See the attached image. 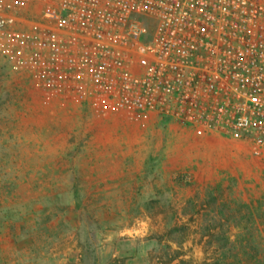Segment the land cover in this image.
<instances>
[{
  "label": "rangeland",
  "instance_id": "obj_1",
  "mask_svg": "<svg viewBox=\"0 0 264 264\" xmlns=\"http://www.w3.org/2000/svg\"><path fill=\"white\" fill-rule=\"evenodd\" d=\"M7 34L0 264H200L222 251L229 264H264V156L155 113L53 95L4 55Z\"/></svg>",
  "mask_w": 264,
  "mask_h": 264
},
{
  "label": "built area",
  "instance_id": "obj_2",
  "mask_svg": "<svg viewBox=\"0 0 264 264\" xmlns=\"http://www.w3.org/2000/svg\"><path fill=\"white\" fill-rule=\"evenodd\" d=\"M33 8L38 20L24 16ZM18 22L29 32L8 33ZM0 33L4 55L53 95L155 113L264 156L260 0H0Z\"/></svg>",
  "mask_w": 264,
  "mask_h": 264
},
{
  "label": "trees",
  "instance_id": "obj_3",
  "mask_svg": "<svg viewBox=\"0 0 264 264\" xmlns=\"http://www.w3.org/2000/svg\"><path fill=\"white\" fill-rule=\"evenodd\" d=\"M162 124H166L168 119H161ZM151 202V201H150ZM148 202V206L150 205ZM227 251H222L221 255L215 258H206L200 264H229L230 259L234 260L235 257L226 255ZM168 264H191L189 261L184 259L181 254L171 257L168 261Z\"/></svg>",
  "mask_w": 264,
  "mask_h": 264
},
{
  "label": "crops",
  "instance_id": "obj_4",
  "mask_svg": "<svg viewBox=\"0 0 264 264\" xmlns=\"http://www.w3.org/2000/svg\"><path fill=\"white\" fill-rule=\"evenodd\" d=\"M86 104V103H85Z\"/></svg>",
  "mask_w": 264,
  "mask_h": 264
}]
</instances>
